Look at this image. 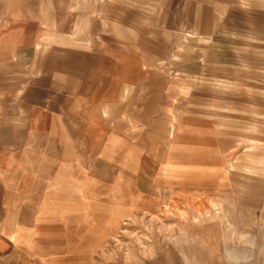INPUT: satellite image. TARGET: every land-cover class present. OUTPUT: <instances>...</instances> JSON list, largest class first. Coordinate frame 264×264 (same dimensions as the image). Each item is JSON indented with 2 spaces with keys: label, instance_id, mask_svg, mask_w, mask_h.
I'll use <instances>...</instances> for the list:
<instances>
[{
  "label": "rangeland",
  "instance_id": "374dc122",
  "mask_svg": "<svg viewBox=\"0 0 264 264\" xmlns=\"http://www.w3.org/2000/svg\"><path fill=\"white\" fill-rule=\"evenodd\" d=\"M126 40L131 66L147 56L152 105L113 126L101 109L98 141L84 125L83 163L70 169L83 222L41 227L52 257L171 264L184 251L198 264H264V0H0V105L29 55ZM110 132L126 142L107 149ZM123 147L130 156H112ZM61 185L50 196L73 198Z\"/></svg>",
  "mask_w": 264,
  "mask_h": 264
},
{
  "label": "crops",
  "instance_id": "0c3cea01",
  "mask_svg": "<svg viewBox=\"0 0 264 264\" xmlns=\"http://www.w3.org/2000/svg\"><path fill=\"white\" fill-rule=\"evenodd\" d=\"M128 43L108 46L109 53L58 44L60 50L54 54L29 55L27 67L20 69L11 89L6 87L12 100L0 105V264H67L52 257L46 241L51 234L41 227L52 222H83V204L78 200L81 185L70 169L83 163L84 125L93 126L98 141L101 109L107 111V125L113 126L120 125L121 113L132 105H152L147 101V75L140 69L147 56L141 55L131 66L130 56L124 53L131 50ZM107 139L109 150L111 144L126 142L115 132ZM111 154L130 156L127 147L121 155ZM69 182L73 198L50 196L53 190L59 192L56 187ZM211 248L215 249L208 247L205 252L200 247L199 253L210 255ZM224 253L238 254L228 249ZM240 258L219 260L236 264ZM170 262L198 264L184 251L172 252ZM203 264H210V256Z\"/></svg>",
  "mask_w": 264,
  "mask_h": 264
}]
</instances>
